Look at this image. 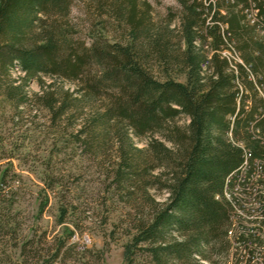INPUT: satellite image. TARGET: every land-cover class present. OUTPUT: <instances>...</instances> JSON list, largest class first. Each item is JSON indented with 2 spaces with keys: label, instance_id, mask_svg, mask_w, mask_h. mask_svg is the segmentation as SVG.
<instances>
[{
  "label": "trees",
  "instance_id": "trees-1",
  "mask_svg": "<svg viewBox=\"0 0 264 264\" xmlns=\"http://www.w3.org/2000/svg\"><path fill=\"white\" fill-rule=\"evenodd\" d=\"M78 1L129 42L83 40ZM178 2L158 22L149 0H0V97L94 158L112 149L129 264H264V186L249 177L264 172V0Z\"/></svg>",
  "mask_w": 264,
  "mask_h": 264
},
{
  "label": "rangeland",
  "instance_id": "rangeland-1",
  "mask_svg": "<svg viewBox=\"0 0 264 264\" xmlns=\"http://www.w3.org/2000/svg\"><path fill=\"white\" fill-rule=\"evenodd\" d=\"M149 2L158 22L182 11L178 0ZM72 17L87 43L129 42L111 19L100 22L83 1L75 3ZM26 89L31 96L40 92L35 81ZM137 144L145 147L146 141ZM107 148L105 161L94 158L70 134L51 129L44 111H17L0 97V264H129L131 204L108 176L114 153ZM150 193L160 202L168 197L156 189ZM138 258L136 264H147L146 257Z\"/></svg>",
  "mask_w": 264,
  "mask_h": 264
},
{
  "label": "built area",
  "instance_id": "built-area-1",
  "mask_svg": "<svg viewBox=\"0 0 264 264\" xmlns=\"http://www.w3.org/2000/svg\"><path fill=\"white\" fill-rule=\"evenodd\" d=\"M247 164H248V162H247ZM259 165H261L260 162H258V170L256 172L252 173L251 176H249L248 171L245 169H242L239 176L242 179H245L249 176L251 178V181L255 182V184L257 186L262 185V184L264 186V172H263V170H261V166H259Z\"/></svg>",
  "mask_w": 264,
  "mask_h": 264
},
{
  "label": "bare ground",
  "instance_id": "bare-ground-1",
  "mask_svg": "<svg viewBox=\"0 0 264 264\" xmlns=\"http://www.w3.org/2000/svg\"><path fill=\"white\" fill-rule=\"evenodd\" d=\"M230 195V194H229Z\"/></svg>",
  "mask_w": 264,
  "mask_h": 264
}]
</instances>
